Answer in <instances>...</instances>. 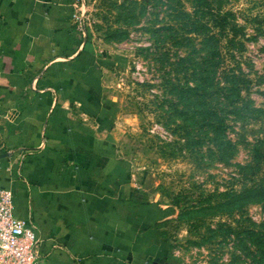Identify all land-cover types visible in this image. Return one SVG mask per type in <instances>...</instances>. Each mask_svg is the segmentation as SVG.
Here are the masks:
<instances>
[{
    "label": "rangeland",
    "instance_id": "374dc122",
    "mask_svg": "<svg viewBox=\"0 0 264 264\" xmlns=\"http://www.w3.org/2000/svg\"><path fill=\"white\" fill-rule=\"evenodd\" d=\"M216 1L234 12L243 34L237 35L242 46L233 56L220 39L213 84H223V65L238 69L246 80L239 94L257 108L237 117L221 95L218 104L211 96L215 115L223 112L219 108L226 113L224 132L231 141H218L204 128L202 104L208 98L200 91L195 97L190 89L192 61L204 54L198 36L190 32L187 42L157 40L159 25L171 24L177 33L188 28L194 14L182 17L178 11L190 12L191 0H75V26L108 62L101 90L115 151L130 180L167 211L161 226L178 261L262 264L264 225L258 224L264 205L248 202L226 212L216 206L222 198L210 194L258 177L251 147L262 138L264 149V0Z\"/></svg>",
    "mask_w": 264,
    "mask_h": 264
},
{
    "label": "crops",
    "instance_id": "0c3cea01",
    "mask_svg": "<svg viewBox=\"0 0 264 264\" xmlns=\"http://www.w3.org/2000/svg\"><path fill=\"white\" fill-rule=\"evenodd\" d=\"M75 0H0V187L40 264H178L167 211L116 153L101 48Z\"/></svg>",
    "mask_w": 264,
    "mask_h": 264
},
{
    "label": "trees",
    "instance_id": "16d2710c",
    "mask_svg": "<svg viewBox=\"0 0 264 264\" xmlns=\"http://www.w3.org/2000/svg\"><path fill=\"white\" fill-rule=\"evenodd\" d=\"M190 12L179 9L182 17H188L190 14L196 18L186 21L188 28L185 31L177 33L171 24H162L156 27L159 42L164 41H190L191 37L189 33L196 34L198 36V43L203 47L204 54L200 61L195 59L192 61V69L190 72V78L192 86L190 89L195 94L200 91L202 96H206L207 101H202L203 119L201 123L204 124L209 132H215V136L218 135V141H231L225 135L224 129L227 126L225 122L226 113L223 108H219L221 111L220 116L215 115V109H213L210 101L211 96H216L214 102L218 104V96H222V100L231 104L232 109L237 117H242L244 111L251 110L257 111L256 107H250L246 98L241 97L239 89L241 82L246 81L238 69L234 67H227L223 65V78L219 84V81L215 80L213 84V78L216 75L217 61L221 57L219 42L223 38L227 55L233 56L232 50H239L242 46V42L237 39L238 34H243L241 25L237 22L234 12L229 8L221 7L216 0H191ZM199 18H205L204 21H200ZM206 21L208 23H206ZM191 43V42H190ZM214 88V91L211 89ZM199 94V93H198ZM262 138L256 139V142L251 147V158L254 163L257 164L256 172L258 177L248 185H242L238 189H227L210 195L218 196L222 198L221 203L216 206L223 207L224 211L230 212L233 209L242 210L243 206L248 202H261L264 205V149L261 148ZM259 227L264 225V219L258 224ZM252 230V229H251ZM248 233L249 231L246 230ZM252 232V231H251ZM257 243L260 242L257 238ZM264 253V249H262ZM262 264H264V254L262 255ZM178 264H189L179 262Z\"/></svg>",
    "mask_w": 264,
    "mask_h": 264
},
{
    "label": "built area",
    "instance_id": "2783aa9c",
    "mask_svg": "<svg viewBox=\"0 0 264 264\" xmlns=\"http://www.w3.org/2000/svg\"><path fill=\"white\" fill-rule=\"evenodd\" d=\"M12 206L11 189L0 187V264H40L34 227L14 215Z\"/></svg>",
    "mask_w": 264,
    "mask_h": 264
},
{
    "label": "water",
    "instance_id": "95a60500",
    "mask_svg": "<svg viewBox=\"0 0 264 264\" xmlns=\"http://www.w3.org/2000/svg\"><path fill=\"white\" fill-rule=\"evenodd\" d=\"M205 264V263H204Z\"/></svg>",
    "mask_w": 264,
    "mask_h": 264
}]
</instances>
